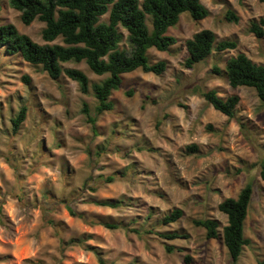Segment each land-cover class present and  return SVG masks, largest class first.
Instances as JSON below:
<instances>
[{
	"label": "rangeland",
	"instance_id": "obj_1",
	"mask_svg": "<svg viewBox=\"0 0 264 264\" xmlns=\"http://www.w3.org/2000/svg\"><path fill=\"white\" fill-rule=\"evenodd\" d=\"M202 2L209 16L194 20L182 13L168 30L177 43L168 51L148 50L152 62H167L166 70L159 75L141 69L125 73L112 94L115 108L101 114L95 128L82 111L87 102L95 113L92 93H83L64 74L54 80L40 66L0 50V264H99L97 252L107 264H258L264 259V104L254 88L232 87L224 73L227 58L241 51L264 64V36L248 31L251 19L264 17V3ZM228 8L237 13L238 22L226 19ZM4 23L46 43L44 22L24 24L8 0L0 11ZM203 28L212 29L217 41L236 39L238 46L214 51L186 68L185 41ZM64 66L82 69L93 82L105 77L85 62ZM210 89L222 97L239 95L234 118L201 95ZM22 105L27 115L13 132L11 118ZM190 144L199 151L188 153ZM109 175L115 176L113 181L105 180ZM248 181L253 197L244 235L250 243L234 262L222 237L208 239L206 229L192 220L214 218L222 234L227 216L218 204L236 197ZM105 200L116 206L100 204ZM68 206L89 219L122 226L92 223L71 214ZM176 207L183 216L161 224ZM152 228L183 230L189 237L165 240L150 233ZM81 237L83 244L68 242ZM166 243L177 249L167 251Z\"/></svg>",
	"mask_w": 264,
	"mask_h": 264
},
{
	"label": "trees",
	"instance_id": "obj_2",
	"mask_svg": "<svg viewBox=\"0 0 264 264\" xmlns=\"http://www.w3.org/2000/svg\"><path fill=\"white\" fill-rule=\"evenodd\" d=\"M264 3V0H261ZM8 4L21 12V20L28 25L38 19L44 22L42 38L46 43L34 41L28 34L22 33L12 23L0 24V50L8 55L18 54L29 63L40 66L54 80H59L63 74L75 80L80 90L96 98L95 113H91L89 104L84 102L82 111L87 120L96 127L98 117L106 111L115 108L112 98L114 91L123 84L125 73L141 69L145 72L162 74L167 68L165 60L152 62L148 50L152 47L168 51L177 43L176 37L168 34L170 27L176 25L180 16L188 12L194 20H202L209 16L210 11L202 0H8ZM3 0H0V11ZM107 18L103 19L104 16ZM225 17L229 21L238 22L237 13L228 8ZM248 31L256 37L264 36V17L253 18L249 21ZM60 39V42H54ZM188 56L183 64L193 68L204 61L214 51L222 52L237 48L236 39H221L217 41L216 33L209 28L196 31L185 41ZM85 62L90 70L105 77L99 82H93L89 76L76 67H65L64 63ZM215 72L221 70L217 64ZM224 73L232 87L248 86L254 88L260 101L264 104V64L255 62L245 52H238L227 58ZM27 83L29 76L24 77ZM127 94H132L131 90ZM201 95L213 107L229 118L236 116L240 97L231 94L222 97L216 89L205 90ZM184 106V105H183ZM27 115V106L22 105L17 114L11 118L12 130L17 132ZM211 129V125H208ZM188 153L199 151L196 144L186 147ZM260 176L264 181V160L260 162ZM114 175L105 178L113 181ZM253 197V184L248 181L236 197H228L218 204V208L227 216L222 234L220 223L209 217L195 218L194 225L206 229V237H222L231 259L236 262L250 241L244 235L245 222ZM104 205L116 206L108 200L100 202ZM71 214L80 216L92 223H99L108 228H119V222L105 221L99 218L89 219L85 213L76 212L68 206ZM183 216L181 208H174L165 214L161 224L167 225L178 221ZM156 232L165 240L188 238L183 230L171 229ZM137 234L142 232L135 229ZM69 243L83 244L84 238L71 239ZM169 252L177 247L165 244ZM99 264L107 261L97 252ZM190 255L185 261H191ZM258 264H264V259Z\"/></svg>",
	"mask_w": 264,
	"mask_h": 264
}]
</instances>
